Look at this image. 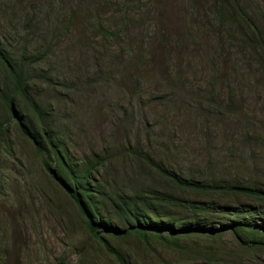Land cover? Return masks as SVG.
Returning a JSON list of instances; mask_svg holds the SVG:
<instances>
[{"label": "rangeland", "instance_id": "obj_1", "mask_svg": "<svg viewBox=\"0 0 264 264\" xmlns=\"http://www.w3.org/2000/svg\"><path fill=\"white\" fill-rule=\"evenodd\" d=\"M225 1L0 0V45L16 57L23 47L46 56L33 93L52 108L73 158L104 156L107 169L97 177L106 184L161 187L126 154L138 147L187 179L264 191V67L236 27L215 19L214 7ZM240 2L264 32V0ZM2 78L0 68V88ZM5 128L0 264H121L85 229L54 178L55 164L46 169L17 124ZM174 195L206 205L215 199L242 219L264 220V202L243 195ZM176 214L189 218L181 208ZM210 214L215 227L230 221ZM222 232L107 241L131 264H264V243Z\"/></svg>", "mask_w": 264, "mask_h": 264}, {"label": "trees", "instance_id": "obj_2", "mask_svg": "<svg viewBox=\"0 0 264 264\" xmlns=\"http://www.w3.org/2000/svg\"><path fill=\"white\" fill-rule=\"evenodd\" d=\"M214 11L215 19L221 26L236 27L249 51L255 57L258 56L257 63L263 69L264 32L249 16L248 8L240 0H226L215 6ZM29 26L30 21H27L24 26L27 38L32 31ZM45 58L40 53L36 55L30 47H23L16 57L0 45V68L3 75L0 88V142L8 134L5 125L17 124L22 136L32 142L36 153L43 158L46 169L51 171V163L55 164L54 178H57L58 184L77 205L87 232L102 243L118 262L131 264L123 253L107 241L109 236L146 239L149 235H155L160 239L167 237L174 241L181 237L200 238L206 235L214 238L225 229H231L237 236L247 233L253 244L257 241L264 243V220L250 222L242 219L245 215L242 211L219 207L215 199L208 197L243 195L255 203H263L264 191L258 186L239 183L211 185L206 181L190 180L167 168L138 147L127 149L126 154L140 165L141 171L153 174L161 187L145 183L119 189L99 180L97 175L107 169L104 156L95 154L83 160L73 158L69 152L67 137L60 132L56 119L53 118L52 108L40 103L33 93L32 85L37 79L35 68ZM46 81L49 86L54 84L52 80ZM190 191L209 198L212 202L209 205L198 201L188 203L174 195L176 192ZM179 208L189 218L177 215ZM210 213L215 214L219 221L226 219L220 216H229L228 225H211ZM113 221L123 229L114 225Z\"/></svg>", "mask_w": 264, "mask_h": 264}]
</instances>
